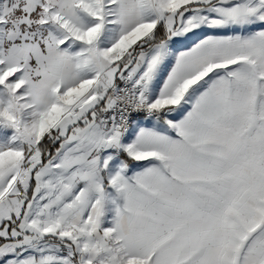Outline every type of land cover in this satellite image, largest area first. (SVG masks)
Masks as SVG:
<instances>
[{
    "label": "snow or ice",
    "instance_id": "1",
    "mask_svg": "<svg viewBox=\"0 0 264 264\" xmlns=\"http://www.w3.org/2000/svg\"><path fill=\"white\" fill-rule=\"evenodd\" d=\"M0 264H264V0H0Z\"/></svg>",
    "mask_w": 264,
    "mask_h": 264
}]
</instances>
